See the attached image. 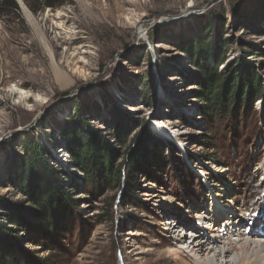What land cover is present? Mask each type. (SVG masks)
Instances as JSON below:
<instances>
[{"label": "rangeland", "instance_id": "374dc122", "mask_svg": "<svg viewBox=\"0 0 264 264\" xmlns=\"http://www.w3.org/2000/svg\"><path fill=\"white\" fill-rule=\"evenodd\" d=\"M22 2L35 28L20 6L0 3V224L18 240L14 258L172 264L167 221L188 238L194 213L207 209L208 186L226 184L250 214L244 225L257 216L264 237V0ZM207 40L210 66L218 52L221 71L240 65L259 74L263 90L247 111L233 105L211 120L201 112L190 47ZM85 139L113 150L119 179L85 184L68 152ZM143 142L147 162L130 180L128 153ZM37 155L58 173L70 204L52 225L25 214L26 230L8 217L32 206L17 181Z\"/></svg>", "mask_w": 264, "mask_h": 264}, {"label": "trees", "instance_id": "16d2710c", "mask_svg": "<svg viewBox=\"0 0 264 264\" xmlns=\"http://www.w3.org/2000/svg\"><path fill=\"white\" fill-rule=\"evenodd\" d=\"M0 3H8L11 10L19 12V6L14 0H0ZM190 49H192L190 54L193 63L199 70V74L195 77L198 86L195 94L201 102V112L209 120L215 117L222 119L227 117L233 105L235 107L233 112L242 108L247 111L252 100L257 99L262 93V80L253 67L237 65L221 71L219 67L224 65V62L223 56H219L218 52L214 57L215 65L210 66L207 60L210 50L209 40L205 47L203 44L197 43ZM137 149L139 150L137 153L131 151L128 153L130 180L133 169L141 167L147 162L145 142ZM68 152L82 172L85 184H91L92 189L99 187L103 182L108 183L114 181V178L115 180L119 179V170L114 167L113 150L101 140H77L76 143L68 146ZM36 153H38V149H36ZM26 162L20 168L19 182L17 181V183L22 192L29 197L32 206L27 209H18L16 221L11 219V215L8 218L11 220V224L16 223L26 230L31 229V224L24 217L25 214H29L37 222L52 225L50 218H54L57 211L70 204L64 184L58 173L45 162L43 157L37 155L33 157L32 161ZM6 208L10 210L11 206ZM7 231H11V229L0 224V264H22L21 259L14 258L11 251V245L18 240L9 237Z\"/></svg>", "mask_w": 264, "mask_h": 264}, {"label": "bare ground", "instance_id": "6f19581e", "mask_svg": "<svg viewBox=\"0 0 264 264\" xmlns=\"http://www.w3.org/2000/svg\"><path fill=\"white\" fill-rule=\"evenodd\" d=\"M16 1L28 22L35 28L34 17L26 9L22 0ZM53 70L57 82L61 85L65 84L66 75L58 67L53 66ZM219 171L222 170L219 169ZM203 174L206 176L205 173ZM205 180L208 182L207 179ZM226 185L221 189L208 186L210 201L206 203L207 209L194 213L193 223L197 225H190L191 231L188 238L187 233L182 236L177 235L178 227L181 226L179 223L167 221L168 226L164 228V231H168V235L173 237L171 242L173 258L166 259L167 262L172 264H264V237L259 230L261 220L255 216L246 224L247 226L244 225L247 219L245 215L250 214L244 215L243 207L237 206L233 202L234 199L229 198L230 192ZM158 258L157 262L163 261V258Z\"/></svg>", "mask_w": 264, "mask_h": 264}]
</instances>
